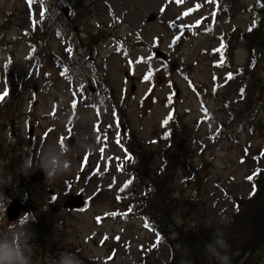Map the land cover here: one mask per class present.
<instances>
[{
    "label": "rangeland",
    "instance_id": "1",
    "mask_svg": "<svg viewBox=\"0 0 264 264\" xmlns=\"http://www.w3.org/2000/svg\"><path fill=\"white\" fill-rule=\"evenodd\" d=\"M46 1L43 7L56 10V19L41 26L39 2L30 10L26 0H0V44L4 38L7 43V50L0 49V94L12 88L13 80L23 84L13 104L0 112V235L14 223L7 217L11 200L6 190L11 188L23 205L20 217L31 214L29 231L40 239L34 264H56L55 249L47 257L46 241L52 238L70 252L80 251L83 264H167L174 251L169 241L159 236L157 244L144 217L122 216L133 201L131 194L144 191V186L136 191L137 181L131 183L127 168H121L128 156L124 144L133 134L145 153L156 155L147 168L153 177L166 165L157 153L164 143L148 146L175 107L182 148L167 154L175 197L182 203L178 226L194 232L209 225L221 228L231 220L239 201L252 195L246 178L255 169L254 154L264 148V129L258 131L264 120V62L254 81L245 72L234 77L250 57V45L235 50V41L254 27L251 8L259 2L231 0L219 6L217 0H87L80 8L85 16L76 22L75 16L60 12L57 0ZM232 3L236 7L229 16L226 9ZM60 14L69 27L53 26L60 24ZM233 30L229 60L221 65L217 50ZM62 138L72 148L69 173L51 182L42 170L23 173L27 158L38 166L41 152ZM79 194L84 208L64 206ZM39 205L48 212L38 231ZM252 264H264V248Z\"/></svg>",
    "mask_w": 264,
    "mask_h": 264
},
{
    "label": "trees",
    "instance_id": "2",
    "mask_svg": "<svg viewBox=\"0 0 264 264\" xmlns=\"http://www.w3.org/2000/svg\"><path fill=\"white\" fill-rule=\"evenodd\" d=\"M65 1L70 4L73 3L70 11V18L75 16L74 21L76 22L82 20L80 18L85 15L80 8L84 2H87V0ZM46 2H49V0ZM50 2H52V0H50ZM224 2L230 4L231 0H217L219 6ZM258 2L259 3L256 6L251 8V11H254L257 18L254 19V27H251L252 30L247 33H241L242 39L237 38L235 41V50L241 46L242 43H246L247 46L250 45V57L247 66L240 69L238 76L234 77L238 78L243 72H245V77H247L248 80L252 79V81H254V77L257 75L255 71L259 68V63L264 62V0H258ZM234 3H236V1H234ZM234 3H232L231 7L226 9L229 16H231L234 10L233 8L236 7ZM44 9V23H47V20L53 21L56 19V10L51 12L46 8ZM234 15L235 14H233V16ZM60 16H62V14L57 18L59 19L60 24H58V22H53V26L69 27L70 22H67V24L64 25ZM234 32L235 31L233 30L231 33H226L222 37L221 45L223 44L224 49L221 54L223 57V60L221 61L223 63L221 65L229 60L227 52L228 47L231 45L230 42L232 41ZM90 38L91 40L98 39V37L96 38L93 36H90ZM4 40H1V49L4 44H7ZM91 40L90 43L92 44ZM75 54L76 55L72 59L74 61L78 59V54L76 52ZM235 83L237 85V81ZM20 86L23 87V84H18L16 80H13L12 88L8 91V95L2 102H0V112L4 110L8 104H13L12 101L14 102L16 99L17 88L20 89ZM232 86L236 89L234 85ZM200 105L204 108L205 112H208V103L205 102L204 99L201 100ZM175 110V107H171L167 118L171 114L172 119L169 120L167 124L164 123L162 125L163 128L161 129V132L156 138H153L148 146L159 147L162 145L161 143H164V147L158 149L157 153L160 157L165 159L164 162L166 165L163 168L161 167L153 177L150 175L147 168L150 166L151 161L156 155L153 154V152L151 154L145 153V146L138 143L135 136L129 133V136L127 137L128 140L124 144L127 148L126 152L128 156L122 158L120 162L122 169L125 170L127 168L130 173V182L134 184L135 181H137L136 191H138L141 186H144V191L137 193L134 196L131 194L133 201L128 204L127 209L123 211L122 216L124 218L133 215L144 217L148 221L149 228L153 233L158 234L161 238H165L169 241V244L174 251L170 262L167 264H218L215 259L208 256L204 247L206 243L212 240L218 230H223L225 234L224 238L230 245L226 253L230 257V264H252L255 255L264 248V171L261 168V165L264 162V155H262V153H264V148L257 151L253 156L255 169L248 175V177H253V179L249 180L248 177L246 178L252 188L253 185H255V194L251 195L245 203L244 201H239V210L233 215L231 220L225 222L221 228L209 225L194 232L191 230L184 232L177 223V211L182 203L180 198L175 197V189L173 188L175 174L170 171L171 167H169V158L167 154V152L170 151H180L182 148V145H180L182 142L178 143L180 138L179 127L181 123H178L175 120ZM254 123L255 121L252 122V125H254ZM263 129L264 120L259 122L258 131H262ZM128 157H131V159ZM135 163L138 164V166H135ZM193 176L195 178L196 173H194ZM148 181L150 182L147 184ZM181 187L184 189L183 185H181ZM117 198L120 200L121 194L118 195ZM42 208L43 207L41 206V213L36 214V220L39 223L42 222L43 219H47L46 212L48 211H44ZM41 226L40 223L38 231L41 229ZM173 235L177 236V238L172 241L171 237ZM39 240L37 234V236L31 241L33 251L38 250ZM46 242H48V244H46ZM46 242L44 244L48 246L50 252V255L47 257L54 254L53 249H55L57 253L56 255L59 257L61 253L64 252H69L76 256H78L77 253H80V251H77V253L75 251L70 252L67 250V246L62 245V243H59L60 241L53 238ZM240 252L243 254L239 258H235L236 254ZM34 257L35 259L32 258V264L38 259L37 252H34ZM110 259H113V255L110 256Z\"/></svg>",
    "mask_w": 264,
    "mask_h": 264
},
{
    "label": "clouds",
    "instance_id": "3",
    "mask_svg": "<svg viewBox=\"0 0 264 264\" xmlns=\"http://www.w3.org/2000/svg\"><path fill=\"white\" fill-rule=\"evenodd\" d=\"M72 148L65 143H58L41 152L38 166L34 165L31 157L27 158L22 165L23 173L28 175L34 168L42 170L47 182L70 172L72 161L68 154ZM2 194H0V206H2ZM29 214L20 217L12 223L9 232L0 235V264H32L33 245L35 238L29 231ZM223 230H218L212 240L205 244V251L210 258L218 264H230V257L226 254L230 245L224 238ZM56 264H83L75 254L61 253Z\"/></svg>",
    "mask_w": 264,
    "mask_h": 264
},
{
    "label": "snow or ice",
    "instance_id": "4",
    "mask_svg": "<svg viewBox=\"0 0 264 264\" xmlns=\"http://www.w3.org/2000/svg\"><path fill=\"white\" fill-rule=\"evenodd\" d=\"M176 2L179 4V3H183L184 0H176ZM209 2H215V0H209ZM26 3L28 4L29 9L31 10V8L33 7V5L36 3V0H26ZM39 3H40V5H41L40 11H39V16H40V18H41V20H42V19L44 18V15H45V9H44V7H43V5H44V0H39ZM197 7H199V5H198ZM161 11H163V9H161ZM187 14H188V13H185V15H187ZM35 24H36V21L33 20V26H34V27H35ZM251 30H252V29L250 28L249 31H251ZM223 49H224V46H223V44H222V45H221V49H219V50H217V51H221V52H222ZM67 51H69V53H71V49H67ZM221 60H223V57H221ZM138 62H142V61H138ZM129 63L131 64L132 62L130 61ZM62 74H63V73H62ZM151 75H152V73H151V70H150L149 73L146 74L145 77H144L145 81L150 80ZM231 78H232V74L229 73L227 79H231ZM7 95H8L7 90H5L2 94H0V102H2V101L5 99V97H6ZM241 95H243V90H241ZM76 106H77L76 103L73 102V104H72L73 109H75ZM97 115H99V112H97ZM113 115H115V113H113ZM171 119H172V116H171V114H170L169 117L167 118V120H165L164 123L167 124L168 121L171 120ZM116 126H117V128L120 127L119 122H117V125H116ZM109 127H111V126H109ZM69 131H70V130H69ZM96 131H97V133L100 132V126H99V125H96ZM97 139H98V141H99V135H98ZM104 140H105V141L108 140V134H107V133L104 134ZM61 143H62V144L64 143L63 138L61 139ZM116 143H117L118 145L121 144V139H120V133H119V132H117ZM100 151H101V153L103 154V152H104V148H101ZM262 155H264V153H262ZM128 158L131 159V157H128ZM84 159H85V161H87L88 157H85ZM121 168H122V165H121ZM97 171H99V167L97 168ZM254 175H255V173H254ZM248 179H249V180H252L253 177H248ZM129 183H130V182H129ZM255 191H256V189H255V185H253V192H252L251 194L254 195V194H255ZM53 199H55V197H53ZM237 210H239V207H238V206H237ZM111 215L115 216L116 213H112ZM145 227L147 228V227H149V225L146 223V224H145ZM105 239H107V237H105ZM117 239L119 240V238H117ZM159 242H160V237H159V235L157 234V241H156V243L158 244Z\"/></svg>",
    "mask_w": 264,
    "mask_h": 264
},
{
    "label": "water",
    "instance_id": "5",
    "mask_svg": "<svg viewBox=\"0 0 264 264\" xmlns=\"http://www.w3.org/2000/svg\"><path fill=\"white\" fill-rule=\"evenodd\" d=\"M57 7L60 9L61 12L65 14V16L69 15V4L65 0H57ZM179 89H176V95L178 96ZM6 195L11 200V203L7 209V217L10 222H15L20 217V213L23 209L22 203L16 199L15 191L11 188L6 190ZM65 207L69 209H82L86 206L85 201L82 199V195L73 198L71 201H67L64 204Z\"/></svg>",
    "mask_w": 264,
    "mask_h": 264
}]
</instances>
